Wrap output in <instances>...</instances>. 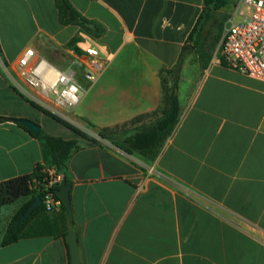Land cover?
<instances>
[{
  "label": "crops",
  "instance_id": "obj_1",
  "mask_svg": "<svg viewBox=\"0 0 264 264\" xmlns=\"http://www.w3.org/2000/svg\"><path fill=\"white\" fill-rule=\"evenodd\" d=\"M68 2L97 35L62 24L56 0H0V186L51 168L43 141L15 120L80 147L69 161L73 223L63 207L40 210L26 237L0 244V264H72V232L80 264H264V80L218 61L219 32L216 45H202L216 12L226 24L238 0L219 9L206 0ZM29 48L75 71L82 95L73 117L102 140L16 88L4 65L14 72ZM89 48L105 62L93 81ZM163 69L179 72L181 114L151 160L126 140L170 108ZM30 200L0 205V237Z\"/></svg>",
  "mask_w": 264,
  "mask_h": 264
},
{
  "label": "built area",
  "instance_id": "obj_2",
  "mask_svg": "<svg viewBox=\"0 0 264 264\" xmlns=\"http://www.w3.org/2000/svg\"><path fill=\"white\" fill-rule=\"evenodd\" d=\"M87 56L90 70L85 76L93 81L105 68V62L96 48H89ZM217 59L249 77L264 80V0H238L225 24ZM4 68L16 88L35 106L102 140L73 117L82 95L74 70L57 68L33 48L20 57L14 72L5 65ZM44 173L47 183L39 190L43 195L42 204L46 212H55L63 207L56 191L63 186L64 178L55 168H46Z\"/></svg>",
  "mask_w": 264,
  "mask_h": 264
},
{
  "label": "trees",
  "instance_id": "obj_3",
  "mask_svg": "<svg viewBox=\"0 0 264 264\" xmlns=\"http://www.w3.org/2000/svg\"><path fill=\"white\" fill-rule=\"evenodd\" d=\"M56 1L60 12V19L62 24H75L80 26L82 29L92 34L93 36L98 34L96 32L98 26L83 18L71 6L68 0ZM230 1L231 0H206L208 4H213L217 9L224 7ZM88 24H93V27H88ZM165 73L168 74V77H172L175 73L173 70L170 71L166 69H163L161 72L164 98L167 97L170 104V108L164 113L163 119L156 122L151 127L142 129L133 137L128 138L126 140V143L129 144L133 149L140 151L142 155L151 160H155L157 158L163 144L178 124L181 114L179 99L175 92V85L172 87L169 85L171 80L168 77H164ZM47 114L50 115L49 113ZM56 119L62 122L63 124L71 127L69 124L63 122L62 120L58 118ZM15 122L18 123V120H15ZM19 125L29 131V129H27L26 127L22 126L21 124ZM74 130L77 131L76 129ZM77 132L80 133V131ZM101 135L103 138H106L103 133ZM37 138H40L43 141V154L46 163L51 168H55L57 172L63 176V185H71L72 187V178L70 174L69 161L74 155V153L79 150L80 147L78 143L75 141H66L59 137L46 135L42 131L37 136ZM126 150L129 151V148H126ZM46 168L47 167L43 165H38L32 174L15 177L1 184L0 205L2 206L10 205L24 197H31V200L27 204H25L22 209L15 215L13 221L10 223L3 236L0 237L1 245H10L17 242L21 238L26 237V225L40 210H45L44 205L42 204L38 206L27 219H23V217L29 211L37 197H43L42 193L39 190L42 189L47 183V181L45 180L47 175L44 173V170ZM62 206L63 209H65L63 203Z\"/></svg>",
  "mask_w": 264,
  "mask_h": 264
},
{
  "label": "water",
  "instance_id": "obj_4",
  "mask_svg": "<svg viewBox=\"0 0 264 264\" xmlns=\"http://www.w3.org/2000/svg\"><path fill=\"white\" fill-rule=\"evenodd\" d=\"M18 123L22 126L29 129V131L35 135L38 136L41 133V127L27 119H20L18 120ZM71 185H63L59 187L56 191L58 197L61 199L62 203L65 206V209L67 210L70 220L73 223V210L71 205ZM42 205V199L41 197H37L29 211L26 213V215L23 217V219H27L31 213L38 207ZM67 241L70 247V253H71V260L72 264H80V254H79V247H78V239H77V233L72 232L68 235Z\"/></svg>",
  "mask_w": 264,
  "mask_h": 264
},
{
  "label": "rangeland",
  "instance_id": "obj_5",
  "mask_svg": "<svg viewBox=\"0 0 264 264\" xmlns=\"http://www.w3.org/2000/svg\"><path fill=\"white\" fill-rule=\"evenodd\" d=\"M231 7L232 6H228V8H231ZM216 13H217L216 18L211 20V22H209L207 28H205L204 33H203L205 40H204V43L202 42V45L205 46V48H208L212 44H213V46L216 45L214 43V39L217 37L218 32L222 36V39H223L224 34H225V22H222V21H225L226 16L224 17V16L220 15L219 10ZM221 23H222V25H221ZM217 53H218V49H215L214 54L217 55ZM77 79H78V77H77ZM180 80L181 79L179 76V72L175 73V75L172 76V82L175 85V92H176V89L178 87V83L180 82Z\"/></svg>",
  "mask_w": 264,
  "mask_h": 264
}]
</instances>
